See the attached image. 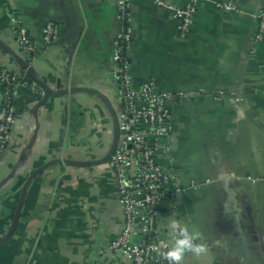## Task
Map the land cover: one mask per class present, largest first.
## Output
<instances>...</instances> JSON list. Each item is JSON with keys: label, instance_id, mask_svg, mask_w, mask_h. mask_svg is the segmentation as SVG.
<instances>
[{"label": "crops", "instance_id": "0c3cea01", "mask_svg": "<svg viewBox=\"0 0 264 264\" xmlns=\"http://www.w3.org/2000/svg\"><path fill=\"white\" fill-rule=\"evenodd\" d=\"M120 1L0 0V68L24 71L17 18L38 45L41 83L16 89L0 155V264H128L109 250L125 223L109 161L120 104L112 58L126 23L135 85L186 96L173 103L174 133L157 144L158 162L187 188L161 206L154 231L166 237L175 219L200 233L206 253L184 264H264V0L233 12L219 8L227 0L202 2L185 34L173 9L189 0H128V21ZM50 23L59 35L45 45ZM2 98L0 85V108Z\"/></svg>", "mask_w": 264, "mask_h": 264}, {"label": "built area", "instance_id": "2783aa9c", "mask_svg": "<svg viewBox=\"0 0 264 264\" xmlns=\"http://www.w3.org/2000/svg\"><path fill=\"white\" fill-rule=\"evenodd\" d=\"M164 5L161 0H155ZM209 0H189L184 8H175L174 18L178 22V32H189L198 7ZM243 0H227L219 4L225 11H239ZM128 0L118 3L120 18L128 16ZM257 39L264 38V13L256 17ZM11 30L25 55L32 64L38 51L26 27L17 18L11 20ZM59 35L57 26L50 23L44 31L43 43L50 45ZM134 41L133 31L126 27L116 38V51L112 58L114 74L119 79L120 104L117 118L120 138L109 165L116 177L119 202L124 212L125 223L109 244L110 252L128 264H168L160 255L163 241H170L171 231L166 237L153 229V221L164 203L174 200L186 190L178 172L167 169L158 162L160 139H168L174 133L173 103L186 97L183 94L160 91L154 82H146L137 87L130 69L129 53ZM0 85L4 87L0 108V155L10 145L13 126L18 111L14 94L16 89L28 85L22 75L6 68H0ZM26 146L24 151H26ZM167 151L169 149L167 148ZM191 187L198 188L192 184ZM137 239V240H135ZM201 242V241H198ZM181 264H184L185 257ZM35 264V263H32Z\"/></svg>", "mask_w": 264, "mask_h": 264}, {"label": "clouds", "instance_id": "9594fccd", "mask_svg": "<svg viewBox=\"0 0 264 264\" xmlns=\"http://www.w3.org/2000/svg\"><path fill=\"white\" fill-rule=\"evenodd\" d=\"M169 228L172 233L170 241H163L160 255L168 261V264H181L185 253L191 252L196 256H200L207 251V246L201 239L200 233L191 230L187 224H182L178 220H171Z\"/></svg>", "mask_w": 264, "mask_h": 264}, {"label": "water", "instance_id": "95a60500", "mask_svg": "<svg viewBox=\"0 0 264 264\" xmlns=\"http://www.w3.org/2000/svg\"><path fill=\"white\" fill-rule=\"evenodd\" d=\"M125 19L127 20L128 19V16L125 17ZM126 27H127V23H126ZM19 62H21V64L23 65V70L27 72V74L31 77V80L36 82L39 86H41V83L40 81L35 77L34 73H33V66L31 64H29L26 60L24 59H21V58H18ZM45 100H46V97H43L40 101V103L38 104V107H41V106H44L45 104ZM116 119H117V130H118V141H119V138H120V131H119V123H118V118L116 116ZM116 149V148H115ZM115 149L113 151V153L115 152Z\"/></svg>", "mask_w": 264, "mask_h": 264}, {"label": "trees", "instance_id": "16d2710c", "mask_svg": "<svg viewBox=\"0 0 264 264\" xmlns=\"http://www.w3.org/2000/svg\"><path fill=\"white\" fill-rule=\"evenodd\" d=\"M21 75H22V80L23 81L28 82V83L31 81V77L27 74V72L22 71ZM2 88H3V91H4V87H2Z\"/></svg>", "mask_w": 264, "mask_h": 264}]
</instances>
